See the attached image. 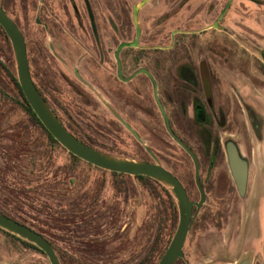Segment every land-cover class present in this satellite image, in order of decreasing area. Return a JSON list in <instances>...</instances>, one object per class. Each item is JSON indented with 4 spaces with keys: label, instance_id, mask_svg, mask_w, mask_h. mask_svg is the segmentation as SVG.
Wrapping results in <instances>:
<instances>
[{
    "label": "flooded vegetation",
    "instance_id": "obj_1",
    "mask_svg": "<svg viewBox=\"0 0 264 264\" xmlns=\"http://www.w3.org/2000/svg\"><path fill=\"white\" fill-rule=\"evenodd\" d=\"M146 2L139 7L137 19ZM0 7L22 34L32 83L70 134L100 151L150 162L157 159L180 181L190 201L199 202L203 196L198 207L191 206L182 256L173 264H188L190 253L198 254L197 244L188 251L191 235L221 218L233 205L234 194L244 197L250 185L253 198L246 227L254 233L258 228L264 230V61L259 56V73H252L251 44L245 35L222 23L226 10L216 26L221 11L209 24L172 28L165 31L163 41L152 37L147 43L141 42L143 29L138 19L137 45L119 48L121 42L135 36L132 10L123 12L120 0H26L21 22L4 1L0 0ZM0 53L5 58H0L1 122L11 125L12 113L19 110L30 122L28 131H36L33 141L51 160L59 143L51 140L19 85L12 45L1 26ZM157 100L169 129L195 160L168 132ZM2 128L0 123V132ZM17 129L18 138H28L26 122ZM120 148L130 154L118 151ZM230 152L244 168L241 193ZM81 161L88 168L110 172L112 186L119 189L125 188L123 177H132L139 184L138 174H112L114 171ZM67 180L75 183L71 177ZM173 202H166L165 208L170 213L174 207L176 224L174 198ZM0 213L28 226L1 207ZM42 236L60 264L59 251L67 254L69 264H97L98 259L100 264H156L167 247L156 256L153 238L122 235L104 242L97 254L94 250L91 256H83L81 243L68 250ZM0 264L50 263L36 244L0 226Z\"/></svg>",
    "mask_w": 264,
    "mask_h": 264
},
{
    "label": "rangeland",
    "instance_id": "obj_2",
    "mask_svg": "<svg viewBox=\"0 0 264 264\" xmlns=\"http://www.w3.org/2000/svg\"><path fill=\"white\" fill-rule=\"evenodd\" d=\"M1 1L21 22L26 0ZM120 1L123 12L129 14L131 4L138 0ZM226 2L147 0L138 14L143 29L141 42L147 43L152 37L163 41L165 31L167 33L172 28H198L209 24ZM28 12L32 15L31 9ZM221 21L249 40L253 61L251 71L259 73V55L255 49L264 48V0H231ZM0 58L5 59L1 53ZM257 90L252 92L258 94ZM10 122L12 126L5 125L0 118L3 126L0 132V207L10 215L68 250H72L73 244L78 246L81 243L79 246L83 248V256H91L94 250L97 254L103 243L110 242L112 237L123 235L130 238L139 235L144 228L154 231L152 199L148 188L135 182L132 177H123L125 188L119 189L112 186L113 176L110 172L88 168L83 161L73 167L74 171H69L71 157L65 148L60 144L56 146L50 160L42 155L44 149L33 141L36 131H28L30 122L19 110L12 113ZM24 122L29 139L16 136L17 127ZM172 147L177 151L175 145ZM118 151L130 154V150L120 148ZM68 177L73 178L75 183L68 181ZM156 185L163 192V188ZM251 188L250 185L244 197L235 193L233 205L221 214V218L208 222L198 233L191 235L192 243L189 242L188 251H192L194 244H197L199 251L195 256L190 253L188 264L233 262L245 252L251 253L252 264L262 262L264 230L258 228L254 233L246 227V213L253 198ZM175 227L176 224L171 236ZM96 261L100 264L99 259Z\"/></svg>",
    "mask_w": 264,
    "mask_h": 264
},
{
    "label": "water",
    "instance_id": "obj_3",
    "mask_svg": "<svg viewBox=\"0 0 264 264\" xmlns=\"http://www.w3.org/2000/svg\"><path fill=\"white\" fill-rule=\"evenodd\" d=\"M144 2H146V0H141L131 5L133 24L135 27V36L133 40L121 42L118 45L119 48L122 46L137 45L138 37L140 34V26L137 19V13L139 7ZM229 2L230 0H227L220 12L219 17L215 20L213 26H216L217 20L224 13ZM0 26L3 28L11 42L13 55L16 62L17 79L22 91L24 92L27 98L28 103L30 104L32 110L34 111L38 119L41 121L43 126L52 134L54 139L62 147H64L68 152L79 157L80 159L91 163L92 165L97 166L99 168L107 169L114 172L126 173L130 175L143 174L155 179L170 190L177 204V223L164 253L161 255L160 259L156 264H173L178 257L182 256V245L184 243L191 221V206L192 204H195L198 207L203 200V196L201 195L199 202L190 201L180 181L166 168H164L157 159H155L154 162H150L100 151L98 149L93 148L92 146H89L79 141L76 137L70 134L60 124L53 112L48 108L45 101L40 96L34 84L32 83L28 71L25 44L22 34L17 25L14 23V21L7 15V13L1 7ZM255 50L259 54L262 61H264L263 50L258 48ZM157 104L162 112L167 126V130L170 135L182 147H184L195 160V156L192 154L190 149L187 148L169 129L167 125V116L158 100ZM119 119L130 131L133 132V134L138 139H140L126 122H124L120 117ZM230 161L238 185V189L241 193L244 186L243 165H241L240 162L237 161L236 156L232 152H230ZM0 226L36 244L44 252L50 264H60L52 246L41 234H39L35 230L2 213H0ZM215 264H252V255L250 252H245L233 262ZM260 264H264V257Z\"/></svg>",
    "mask_w": 264,
    "mask_h": 264
},
{
    "label": "trees",
    "instance_id": "obj_4",
    "mask_svg": "<svg viewBox=\"0 0 264 264\" xmlns=\"http://www.w3.org/2000/svg\"><path fill=\"white\" fill-rule=\"evenodd\" d=\"M17 87H18V82L16 81L15 78H13ZM50 138L52 141H54L56 144H58L56 142V140L52 137V135L49 133ZM59 145V144H58ZM60 146V145H59ZM70 158V165H69V171L74 170L73 167L78 165V162L81 161V159H79L77 156L69 153ZM112 174H122V173H117V172H112ZM138 179V182L142 185H144L146 188H148L149 191V195L152 199V204H151V208H152V214L151 216L153 217V220L156 223H154V231L151 232V229H147L144 228L138 236H145L146 238H153V243L154 246L156 248L155 252H156V256L157 255H161V253L163 252V250L165 249V247L167 246L170 237H171V233L172 230L175 226V217H176V210L174 209V207L172 209H170V213H167L166 208H165V203L168 202L169 200L171 201V203L174 205L173 202V198L172 195L169 194L168 189H166L164 186H162L159 182H157L156 180H152L150 177L146 176V175H141L138 174L135 176ZM158 184L159 186H161L163 188V192H161V190L157 187L156 184ZM165 195H167L165 197ZM169 214V216H168ZM168 218H170L171 220V224L168 226ZM160 246H163L162 249L158 252V248ZM63 253V256L62 254ZM59 257L61 258V262L63 264H69V261L71 262V260L67 257V254L65 252H58Z\"/></svg>",
    "mask_w": 264,
    "mask_h": 264
}]
</instances>
